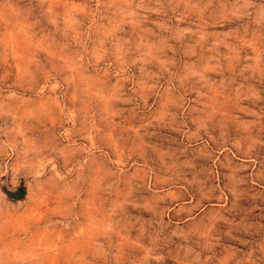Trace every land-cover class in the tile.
<instances>
[{"label": "rangeland", "instance_id": "rangeland-1", "mask_svg": "<svg viewBox=\"0 0 264 264\" xmlns=\"http://www.w3.org/2000/svg\"><path fill=\"white\" fill-rule=\"evenodd\" d=\"M0 264H264V0H0Z\"/></svg>", "mask_w": 264, "mask_h": 264}, {"label": "water", "instance_id": "water-1", "mask_svg": "<svg viewBox=\"0 0 264 264\" xmlns=\"http://www.w3.org/2000/svg\"><path fill=\"white\" fill-rule=\"evenodd\" d=\"M2 189L9 198L14 199V200L23 199L26 193L24 188L8 189L6 186H3Z\"/></svg>", "mask_w": 264, "mask_h": 264}]
</instances>
